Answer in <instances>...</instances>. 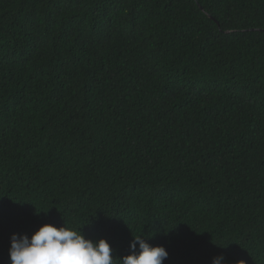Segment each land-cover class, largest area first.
Masks as SVG:
<instances>
[{
	"label": "trees",
	"instance_id": "trees-1",
	"mask_svg": "<svg viewBox=\"0 0 264 264\" xmlns=\"http://www.w3.org/2000/svg\"><path fill=\"white\" fill-rule=\"evenodd\" d=\"M63 222L264 264V0H0V264Z\"/></svg>",
	"mask_w": 264,
	"mask_h": 264
},
{
	"label": "clouds",
	"instance_id": "clouds-1",
	"mask_svg": "<svg viewBox=\"0 0 264 264\" xmlns=\"http://www.w3.org/2000/svg\"><path fill=\"white\" fill-rule=\"evenodd\" d=\"M81 228L66 227L64 222L59 227L44 223L30 236L12 233L8 248L11 264H163L168 257L164 246L147 242L150 235L133 236L129 253L117 257L106 239L86 238ZM211 264H226L225 257L218 254Z\"/></svg>",
	"mask_w": 264,
	"mask_h": 264
},
{
	"label": "water",
	"instance_id": "water-1",
	"mask_svg": "<svg viewBox=\"0 0 264 264\" xmlns=\"http://www.w3.org/2000/svg\"><path fill=\"white\" fill-rule=\"evenodd\" d=\"M212 19H214L213 17H211Z\"/></svg>",
	"mask_w": 264,
	"mask_h": 264
}]
</instances>
